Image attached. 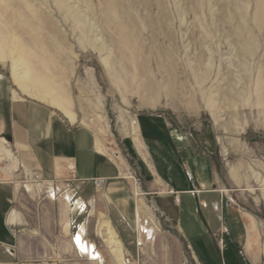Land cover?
Returning <instances> with one entry per match:
<instances>
[{
    "label": "rangeland",
    "instance_id": "1",
    "mask_svg": "<svg viewBox=\"0 0 264 264\" xmlns=\"http://www.w3.org/2000/svg\"><path fill=\"white\" fill-rule=\"evenodd\" d=\"M13 37L39 55L45 51V64L31 57L30 65L64 86L77 119L71 126L90 129L112 151L105 156L122 178L113 183L139 210L143 200L156 207L147 185V168L153 175L154 168L143 167L129 135L138 120L142 142L146 120L166 133L187 134L212 153L234 200L264 219V208L253 206L264 203V0H0V44ZM5 52L0 99L27 100L14 85ZM3 168L0 163V173ZM231 169L238 182L227 177ZM18 173L8 178L23 189ZM154 183L161 187L156 176ZM27 194L36 199L41 193ZM159 204L170 209L166 201ZM157 215L162 229L174 224L166 211L159 208ZM85 221L89 236L101 243L96 219Z\"/></svg>",
    "mask_w": 264,
    "mask_h": 264
},
{
    "label": "crops",
    "instance_id": "2",
    "mask_svg": "<svg viewBox=\"0 0 264 264\" xmlns=\"http://www.w3.org/2000/svg\"><path fill=\"white\" fill-rule=\"evenodd\" d=\"M28 100L0 99V146L4 150L0 155L4 165L0 264H108L106 254L110 264H120L123 257L139 259L141 264H264V219L234 200L235 190L223 184L212 153L199 150L187 134L166 133L153 122L142 121V142L154 175L167 189L161 193L155 176L139 157L152 178L147 185L156 206L143 200V214L139 203L122 196L113 183L122 178L106 154L98 151L90 129L71 126L58 111ZM137 124L139 129L138 120ZM17 163L26 172L37 171L45 186L50 184L55 190V197L50 199L43 191L31 199L27 193L34 189L30 185L25 190L15 187V180L8 177L17 170ZM22 175L18 173V180L22 181ZM227 175L238 181L234 169ZM258 176L254 175L256 180ZM63 192L69 194V205L59 199ZM225 195L233 198L234 205L225 206ZM159 201L168 202L170 209H163ZM79 205L85 209L79 210ZM253 206L260 212L264 203L253 201ZM159 208L174 222L166 229L157 215ZM245 215L256 221L258 235L250 231ZM88 218L96 219L94 235L101 243L89 236ZM80 231L84 232L82 241L94 246L92 255L77 247ZM109 233H115L118 246L109 242Z\"/></svg>",
    "mask_w": 264,
    "mask_h": 264
},
{
    "label": "bare ground",
    "instance_id": "3",
    "mask_svg": "<svg viewBox=\"0 0 264 264\" xmlns=\"http://www.w3.org/2000/svg\"><path fill=\"white\" fill-rule=\"evenodd\" d=\"M17 33H19V32H17ZM10 36H12V35H10ZM23 39H25V38H23ZM0 43H1V41H0ZM2 43H4V44H0V62L5 61V59L7 58L6 57V52H5L7 50L8 51L7 53L10 54L9 58H11V62H10L11 63V73H12L11 77L13 79L14 85L17 87V90L20 92V96L24 97V98H27V100L30 99V100L45 104V105L49 106L50 108H53L54 110H56L59 113H61L70 123H75L77 119L75 117V114L72 111V104H71V101H70V99H69V97L67 95V92H66L64 86H62L61 84L52 82L51 81V77L52 76L50 78H47L48 75L46 77L44 75V72L40 71V67L39 66H37V67H39V69H38V68L33 67V66L30 65L31 57H33L32 58L33 60H36L35 61L36 65H37V62L45 64V62H47V59H48L45 56V55H47V54H45V51H42L43 53H41V55H39L38 53H35L32 48L29 49L28 47L25 46V44L24 45L21 44L20 40L18 41L17 37H13L7 43L4 42V41ZM25 43H27V42H25ZM103 64H104L105 69H106L105 72H106V74H108L109 66H108L107 61L105 60L103 62ZM41 65H43V64H41ZM46 66H47V64H46ZM51 75H52V72H51ZM144 107L152 108V107H154V104H150V103L147 104L146 103V104H144ZM206 111L212 116V118L215 119V117H214L215 116V111H214V108L211 105V103H208L206 105ZM130 128L131 129L129 130V135H131L133 137L132 138L133 139L132 142L134 144V148H135L137 154L142 159V161L145 162V164L147 166H150V167L153 166L150 158L147 155V152L144 149V146H143L142 142L138 141V138L136 136L137 123H134V121H133V124H132V126ZM7 147H9V145ZM97 149H98V151H100V152H102V153H104L106 155L108 154V152L110 153V151H111V150H109L107 148L106 149L103 148L102 145H101V141L99 139H97ZM3 152H4L3 147L0 146V155L3 154ZM110 157L112 159L121 160L120 157L114 158L111 154H110ZM117 165H118V163H117ZM17 170L20 171V173L23 174V177H24L25 182H26L25 185H30L33 189L37 190L39 193H42L43 191L47 192L49 194V196H50V199H53L55 197L56 192H55V190L52 189V186L50 184L49 185L46 184L47 186H45L44 183H33L32 182V179L30 178L32 176V172H33L32 170H28V172H26V168L21 163H17ZM158 181H159V183L161 185L162 193H166L167 192L166 186L164 185V183L160 179H158ZM235 181H237V180H235ZM25 185H23V189H24ZM33 192H34V190H33ZM68 198H69V200H68ZM59 199L63 200L64 202H66V204L69 205L70 197H69V194L67 192L61 193L59 195ZM141 213L144 214L143 211H141ZM245 217L250 221V224H251L250 231L252 233L258 235L259 234V230H258V226L256 224V221L253 218H251L249 215H245ZM106 226L109 229V226L108 225H106ZM102 228H104V227H102ZM105 232H107V229H106ZM111 233H109V235H110L109 239H108L109 242L112 245H114V246H118V241H117V239H115L116 236H114L115 233H113L114 235L111 234ZM81 234L79 233L78 239L77 238L76 239L80 242L79 248H80L81 252H84L88 256V254L92 253L95 250V248H94L93 245L88 246V244H87L85 246L84 242L82 241ZM107 237H108V234H107ZM74 239H75V237H74ZM74 239L72 241H74ZM248 241H249V239H248ZM248 243H250V242H248ZM116 253H118V252H116ZM96 258L99 259L98 254H97ZM124 260L125 259L123 257V261L120 264H123Z\"/></svg>",
    "mask_w": 264,
    "mask_h": 264
},
{
    "label": "built area",
    "instance_id": "4",
    "mask_svg": "<svg viewBox=\"0 0 264 264\" xmlns=\"http://www.w3.org/2000/svg\"><path fill=\"white\" fill-rule=\"evenodd\" d=\"M30 178L32 179L33 183H44L45 182L43 180L42 176L37 171H33L32 172V176ZM225 197H226V202H225V206L226 207H230V206L234 205L235 202H234L232 197H228V195H225ZM78 209L83 211L85 209V206L79 205ZM75 243L77 244V247L79 248L80 242L77 240ZM84 244L86 246V243H84ZM92 254H93V252L90 253V255H92ZM123 264H141V262L139 261V259L134 260V259H132L130 257H125V260H124Z\"/></svg>",
    "mask_w": 264,
    "mask_h": 264
}]
</instances>
